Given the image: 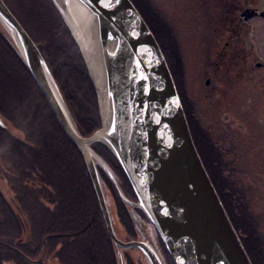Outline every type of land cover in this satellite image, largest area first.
I'll use <instances>...</instances> for the list:
<instances>
[{
    "label": "water",
    "instance_id": "water-1",
    "mask_svg": "<svg viewBox=\"0 0 264 264\" xmlns=\"http://www.w3.org/2000/svg\"><path fill=\"white\" fill-rule=\"evenodd\" d=\"M50 1L75 40L96 92L100 126L89 136L77 130L41 51L4 0L0 28L66 138L79 148L118 264H123L120 249L129 247L144 255L145 264H165L153 245L154 230L137 228L144 223L134 206L156 229L172 264H252L196 149L162 50L131 0ZM0 125H5L1 117ZM94 142L111 152L136 202L123 194L92 149ZM97 163L131 206L142 240H121L115 233Z\"/></svg>",
    "mask_w": 264,
    "mask_h": 264
},
{
    "label": "trees",
    "instance_id": "trees-1",
    "mask_svg": "<svg viewBox=\"0 0 264 264\" xmlns=\"http://www.w3.org/2000/svg\"><path fill=\"white\" fill-rule=\"evenodd\" d=\"M12 1L17 8V16L21 23V11L24 12L26 21H30V14L35 17L26 8L23 0ZM131 2L145 20L163 52L196 149L247 255L252 264H264V116L254 113V104L246 95L247 80L241 85L243 89L240 92L238 107L235 106L233 99L235 92L233 76L225 72L221 91L229 94L228 98L224 96L222 99H217L216 95L213 96L211 86L207 92L209 95L204 97L209 107L202 108L203 110L199 112L197 103H194L197 113L189 109L187 84L182 82L179 70L173 67V60L170 61L172 49L169 44L173 43L177 46L178 36L165 30L164 18L155 15V0H131ZM40 29V26L35 29L34 37L49 67L52 64L47 54L50 56L53 52L42 40ZM66 31L68 33L67 29ZM68 35L70 36L69 33ZM71 40L82 64L76 44L72 38ZM40 45L45 50L42 51ZM51 67L57 83L63 84L61 90L77 130L83 136L90 135L100 126L98 109L96 115L90 114L86 108L84 110L87 113L82 111L80 108L83 104L70 88L63 73V65L58 68ZM84 68L83 73L86 70ZM15 75L23 78L26 85L21 86L16 82ZM84 76L95 94L90 77L85 73ZM27 85L31 91H34L33 95L30 91L28 95L24 90ZM0 89H2L0 98L9 94L13 104L9 111L11 113L7 112L8 114H3L0 107V117L5 124L0 125V170L3 164L7 165V169L3 168V178L9 182L14 193L17 186H23L26 193L23 201H19L15 195L16 206L19 203H26V207L23 205L24 209L28 207L32 209L40 204L44 213L49 216L53 212H60L59 220H56L60 224L54 228V231L49 230L48 232L52 233L45 237L44 230H40L42 226L38 228L35 221L29 224L30 228L23 229L24 223L14 213L16 206L11 205L10 200L0 193V264L5 261H14L16 264H46L50 257L63 264L82 261L86 264H117L116 247L107 233L80 150L66 138L29 70L1 28ZM23 114L27 116V124L24 123ZM93 144H91L92 148L99 147L106 150L108 157L116 166L115 173L119 186L120 180H123L133 194L125 173L111 152L101 143ZM99 174L101 177V172ZM103 178L110 186L115 209L117 208L122 223L128 232L135 230L137 225L129 213L128 205L121 200L111 180L107 176ZM102 183L105 184L103 179ZM145 221L148 226L150 225L149 227L152 226L161 243L167 258L165 263L172 264L156 229L148 219ZM30 236L37 238V244L31 251L27 249L25 241ZM42 253L45 254L47 262L38 261L37 256ZM141 255L144 257L143 254ZM137 261L139 264H144L140 259Z\"/></svg>",
    "mask_w": 264,
    "mask_h": 264
},
{
    "label": "rangeland",
    "instance_id": "rangeland-1",
    "mask_svg": "<svg viewBox=\"0 0 264 264\" xmlns=\"http://www.w3.org/2000/svg\"><path fill=\"white\" fill-rule=\"evenodd\" d=\"M6 1L5 2L9 6V8L13 12V14H15L17 19L21 23L19 17L17 16V8L14 6L13 1L12 0H6ZM23 1L26 4V8H28V10L35 17H33L30 14V17H29L30 21H26L25 17H24L25 16L24 12L21 11L20 16L22 17V23H21L22 26L25 28V30L27 32H29V35H31V38L33 37V39H34L33 41L36 44H37V41L35 40V37H34L35 36L34 31H35V29L38 28V26H40V28H41L40 30H41V34H42V40L46 44H48V47L53 52L50 54V56L46 52L47 57L49 58V62H51V64H52L51 66L58 68V66L63 65V69H64L63 73L65 74L66 79L69 82L70 88L73 90L76 98L80 102H82V104H83V106L81 105L82 107L80 109L82 111H85L84 108H86V110L90 114L96 115L97 109L99 112L96 92H95V94H93L92 89L90 87V84H89L87 78H85V76H84V73L89 76L84 58H83L75 40L73 39L70 31L66 27L64 21L60 17V15L57 12V10L55 9L54 5L52 4V2L50 3L49 0H23ZM155 6H156V9L154 11L155 15L158 18L161 17V18H164V20H165L164 21L165 22V25H164L165 30H169L170 32H173L175 36H178V41H179L178 45H177L178 47L176 46V44H173V43L169 44L171 46V49H172L171 50L172 54H170V61L173 60V62H172L173 67L176 68V70L177 69L179 70L182 82H185V84H187V74H192L196 70V68L198 67L197 64L199 63L200 50H201L200 47L199 48L193 47L189 50V53H187V38L192 40V42H191L192 44H193V41L197 43V37L198 36L195 34V28L197 26L198 21L193 16L190 18H187V0H155ZM27 16H28V14H27ZM60 18H61V20H60ZM64 26L66 27V29L68 30V33L70 34L71 38L73 39V41L76 44V47L80 53L79 56L81 57V60L83 61L82 62L83 67H82L81 61L78 57L77 50H76V48H75V46H74V44H73V42H72L70 36L68 35ZM187 27H189L191 29V32H189L187 30ZM165 43H167V42L165 41ZM176 48H178V50ZM40 49L42 51L45 50V49H43V46H41V45H40ZM260 52L264 55V42L262 43ZM51 60L53 61V63ZM61 63H62V65H59ZM51 66H49L50 71L52 68ZM84 67L86 68L87 71L85 70ZM83 68L85 70L84 73H83ZM51 73H52V75L55 79V82L59 88V91L62 95L64 103L68 108L67 102L65 101V98H64L62 90H61L63 84L59 83L61 86L60 87L59 84L57 83V80H56L52 71H51ZM11 76H12V74H11ZM14 79L21 86L26 85V82H24L23 78L15 75ZM24 90L28 93V95H29V91L33 95L34 91H31V88L28 87V85L25 86ZM1 91H2V89H0V92ZM197 93H199V92H197ZM2 97L3 98H0V107H1L3 114L4 113L5 114L11 113L9 111L12 109V106H13L12 101H11L12 97L9 94L7 96L2 95ZM200 99H201V97H200ZM200 99L198 98V100L194 101L195 104L197 103V105L199 107L198 109H200L199 112H201L203 110L202 108H204L205 105L209 104L207 102V100H204V97H203V99H201V100ZM96 106H97V108H96ZM68 110H69V108H68ZM69 113L71 115L70 110H69ZM85 113H87V112L85 111ZM16 114L18 115V113H16ZM95 118L98 119L97 116H95ZM23 120H24L25 124L28 123V119H27V116L25 114H23ZM8 127L11 130V127L10 126H8ZM20 135H21V133H20ZM251 136H252V134H251ZM96 144H99V142H94L93 145H96ZM97 148L98 147H96L93 150L94 151L96 150L97 152L95 151V153L97 155H99L100 151ZM7 167H8L7 165L3 164V167L0 170V193L1 194L3 193L6 196V198L10 200V204L15 207L16 206V201L14 200L15 195H16V198L19 199V201H23L24 200L23 196H25L26 193L24 191L23 186L22 187L17 186L15 188V193L13 192L14 189L13 190L11 189L9 182H7L3 178V175H2L3 171H4L3 168L7 169ZM7 173H8V171H7ZM102 188H103V192H104V195L106 198L108 209L110 211L112 224H113V227H114V230H115V233L117 234V236L121 240H125V241L130 240L132 237H134V239H136V240H142L136 226H135V230L129 231L130 233L125 231V226L122 223L121 219L119 218L118 210H117V208L115 209V204H114V200H113L114 196H113V194H111L112 192L110 190H107V188H105V185L103 183H102ZM25 204L19 203V205L15 207V212H14L17 215V217L24 223L23 229L30 228L31 225H29V224L31 222L33 223V221H35L36 224H38V228L42 226L40 230H44L43 234H45V237H46L47 234L52 233V232H48L49 230L54 231V228H56V226L58 224H60V223L56 222V220H59V213L60 212H58V211L53 212V213H51V216H49L46 212L44 213V209L41 207L40 204H38L36 208L34 207L31 209L28 207V208L24 209ZM38 206H40V207L38 208ZM22 210L24 212H22ZM129 213H130V211H129ZM20 220H19V222H21ZM150 228L153 230L152 226ZM40 238H42V237H40ZM47 238H49V237H47ZM36 239H37L36 236H34L32 238L30 236L28 239H25V241L27 242L26 247L29 251H31V249L33 250L35 248L34 245L37 244ZM29 245L32 246V248ZM153 245L156 247V249L160 250V247L157 245L155 238H154ZM120 251L122 254V258H123V264H139L137 261L139 259L142 262L144 261V258L141 255L142 253L137 251V249L125 248V249H120ZM161 255H162V259L165 263V259H167V258H165V255L162 251H161ZM126 256H128L129 260L126 259ZM37 259H38V261L47 262L44 253L38 255ZM143 263L145 264V261ZM2 264H16V263L14 261H5ZM46 264H63V263H61L57 259H52V257H50L49 262H47ZM75 264H86V263L82 261V262H77ZM117 264H118V261H117Z\"/></svg>",
    "mask_w": 264,
    "mask_h": 264
},
{
    "label": "flooded vegetation",
    "instance_id": "flooded-vegetation-1",
    "mask_svg": "<svg viewBox=\"0 0 264 264\" xmlns=\"http://www.w3.org/2000/svg\"><path fill=\"white\" fill-rule=\"evenodd\" d=\"M192 16L198 21L195 28L198 37L197 43L193 41V44L192 40L187 38V53L193 47H200L201 50L198 67L192 74H187L189 109L197 113L194 101L209 95L207 92L211 86L213 96L216 95L217 99H222L224 96L228 98L229 94L221 91L226 72L232 74L234 79L235 106L238 107L240 101V92L243 89L241 85L247 80L246 95L254 104V113L264 116V55L260 52L264 42V0H187V18ZM187 30L191 32L189 27ZM208 107L207 104L204 109ZM99 151L98 156L116 178V166L108 157L109 154L102 148ZM97 169L101 172L105 188L111 191L103 178L107 176L110 179L107 172L98 163ZM120 187L128 199L136 202L134 193H131L123 180H120ZM129 207L131 208L130 205L128 209ZM133 209L144 222V227H137L139 231H148L144 213L135 206ZM125 231L128 232L126 227ZM153 235L163 252L161 243L155 233Z\"/></svg>",
    "mask_w": 264,
    "mask_h": 264
},
{
    "label": "snow or ice",
    "instance_id": "snow-or-ice-1",
    "mask_svg": "<svg viewBox=\"0 0 264 264\" xmlns=\"http://www.w3.org/2000/svg\"><path fill=\"white\" fill-rule=\"evenodd\" d=\"M116 3H119V0H115ZM108 6H112L111 5V2H109V5Z\"/></svg>",
    "mask_w": 264,
    "mask_h": 264
}]
</instances>
